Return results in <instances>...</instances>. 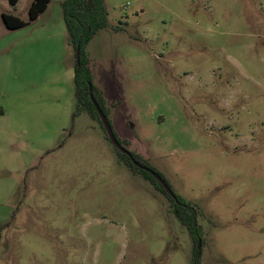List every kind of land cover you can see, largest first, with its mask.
Returning <instances> with one entry per match:
<instances>
[{"label":"rangeland","instance_id":"1","mask_svg":"<svg viewBox=\"0 0 264 264\" xmlns=\"http://www.w3.org/2000/svg\"><path fill=\"white\" fill-rule=\"evenodd\" d=\"M62 1L48 46L0 16V264H264V0H104L85 48L112 131L194 207L197 243L100 122L74 116Z\"/></svg>","mask_w":264,"mask_h":264},{"label":"trees","instance_id":"2","mask_svg":"<svg viewBox=\"0 0 264 264\" xmlns=\"http://www.w3.org/2000/svg\"><path fill=\"white\" fill-rule=\"evenodd\" d=\"M6 1L9 3L10 6L13 7L18 3L19 0ZM50 1L51 0H33L28 10V21L26 22L10 15H3V22L5 26L10 30L22 28L26 26L28 22L35 20L41 13H43L46 10L47 5L50 3ZM61 12L64 27L69 38L68 45L73 50L74 54L77 48L80 49L79 64L77 65L76 61H74L73 82L74 99L76 105L74 116H77L81 111H85L93 119H97V121L100 122L89 99V88H91L92 96L102 113L105 115L106 119L107 114L105 112L102 96L92 83V76L87 66L88 60L85 54V48L96 35V33L106 28L107 26V13L104 0H64L61 3ZM115 138L120 147L124 148L116 136ZM114 150L117 156L129 168L141 173L150 183L155 185L160 190V192L169 200L175 218L183 227L187 229L192 240L197 243V241L202 237V232L201 228L197 225L196 222V210L194 209V207L188 205L184 202V200L176 196L170 189V187L167 185L174 197L171 198L170 196H168L161 187V185L151 175L134 167L126 155L121 154L116 148H114ZM127 152L129 153L130 157H132L139 165L150 169L164 181L163 177L155 170L147 166L140 157L129 151ZM194 257H197L196 248L194 250ZM191 264L198 263L193 260Z\"/></svg>","mask_w":264,"mask_h":264},{"label":"water","instance_id":"3","mask_svg":"<svg viewBox=\"0 0 264 264\" xmlns=\"http://www.w3.org/2000/svg\"><path fill=\"white\" fill-rule=\"evenodd\" d=\"M79 59H80V49L77 48L75 51V61H76L77 65L79 64ZM88 95H89L90 102H91V104H92L101 124H102V127H103V129L107 135V138L110 141V143L112 144V146L114 148H116L121 154L126 155L134 167H136L139 170L151 175L161 185V187L166 192V194L168 196H170L171 198H173L174 196H173L172 192L170 191V189L168 188L167 184L156 173H154L153 171H151L150 169H148L146 167L139 165L132 157H130V155L126 151V149L120 147V145L116 141V138L113 134V131H112L110 124L108 123L105 115L102 113V111L100 110L99 106L97 105L96 101L94 100V98L92 96L91 88L88 89ZM197 248L199 249V242L197 244Z\"/></svg>","mask_w":264,"mask_h":264},{"label":"crops","instance_id":"4","mask_svg":"<svg viewBox=\"0 0 264 264\" xmlns=\"http://www.w3.org/2000/svg\"><path fill=\"white\" fill-rule=\"evenodd\" d=\"M20 1H21V0H19L18 3H17L15 6H13V7H14L13 10L10 11V9L8 8V9L5 10V12H4V11H3V12L0 11V16H1L2 22H3V15H10V16H13V17L18 18V17L16 16V10H17V7H18ZM32 1H33V0H30L29 7H30ZM52 1H53V0L50 1V3L47 5L46 10H45L43 13H41V14H40L35 20L28 22L27 25L24 26V27H22V28L14 29V30H10V29H8V28L5 26V24H4V22H3V25H4V32H3L2 34L6 35V34L9 33V32H13V31L21 30V29H24V28L29 27V26H31V25H34V27H40V28H41V29L38 30V35L40 36V43L43 44V46H45V45L48 46L49 43H50V42H49V41H50V38H51V36H50V32H49V28H48L49 25L46 26V23H45V22L43 23V22H42V21H43L42 19H44V17L47 16V13H48V11H49V7H50ZM63 1H64V0H63ZM63 1H62V2H63ZM5 2H7V1L5 0ZM28 2H29V0H28ZM62 2H61V3H62ZM7 4L9 5L8 2H7ZM9 6H10V5H9ZM29 7H28V10H29ZM60 7H61V4H60ZM61 15H62V12H61ZM26 18H27V19H26ZM26 18H25V19H20V18H18V19H20V20H22V21H25V22L28 21V13H27V17H26ZM41 23H43V24H41ZM63 24H64V23H63ZM0 30H3V29H1V27H0ZM66 44H67V46H69V45H68V41L66 42ZM69 47H70V46H69ZM94 87H95V86H94ZM95 88L98 90L97 87H95ZM98 91L100 92V90H98ZM100 93H101V92H100ZM101 96H102V99H103V102H104V98H103L102 93H101Z\"/></svg>","mask_w":264,"mask_h":264}]
</instances>
